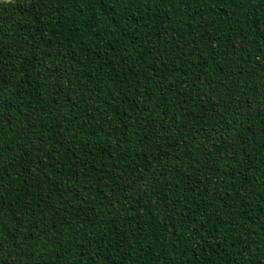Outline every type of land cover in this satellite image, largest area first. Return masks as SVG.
Returning <instances> with one entry per match:
<instances>
[{
  "label": "trees",
  "instance_id": "1",
  "mask_svg": "<svg viewBox=\"0 0 264 264\" xmlns=\"http://www.w3.org/2000/svg\"><path fill=\"white\" fill-rule=\"evenodd\" d=\"M0 264H264V0H0Z\"/></svg>",
  "mask_w": 264,
  "mask_h": 264
}]
</instances>
